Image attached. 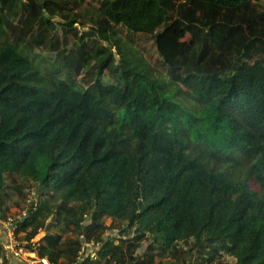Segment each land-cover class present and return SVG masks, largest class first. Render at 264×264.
<instances>
[{
  "label": "trees",
  "instance_id": "16d2710c",
  "mask_svg": "<svg viewBox=\"0 0 264 264\" xmlns=\"http://www.w3.org/2000/svg\"><path fill=\"white\" fill-rule=\"evenodd\" d=\"M262 2L103 0L88 20L62 13V23L54 0H0V205L8 189L33 184L38 203L17 232L31 242L45 230L40 258L162 264L156 246L164 253L191 242L190 251L264 264ZM173 20L193 41L167 51L169 80L111 42L122 25L159 45ZM80 23L92 25L81 36ZM55 24L90 42L47 65L40 52ZM105 219L127 222L132 235L106 237ZM68 232L78 237L66 240Z\"/></svg>",
  "mask_w": 264,
  "mask_h": 264
},
{
  "label": "rangeland",
  "instance_id": "374dc122",
  "mask_svg": "<svg viewBox=\"0 0 264 264\" xmlns=\"http://www.w3.org/2000/svg\"><path fill=\"white\" fill-rule=\"evenodd\" d=\"M57 4L54 6L56 11V20L64 23L65 21L60 18L62 13L69 15H76L79 20H88L89 12L96 10L101 4L103 0H54ZM61 6V9L59 8ZM261 8L264 9V2L261 3ZM19 17L13 18V22L16 24L19 21ZM85 19V20H84ZM92 27L91 24L83 25V24H74V28H76L79 32V36H81L84 32L88 31ZM115 36L111 38V42L115 43V41L119 40L123 45L126 46V49L129 52H135L140 55L153 69H155L159 74L163 75V79L169 80L170 77L168 75V67L164 64V58L170 61L171 56L167 54V51H173V53L180 52L181 48L185 44H191L193 38L191 35L184 33L180 24L176 21H172L167 28H161L158 31L159 37V45L155 44L154 36L135 33L129 31L122 25L116 26L115 28ZM51 46L46 52H40L49 62L47 65H51L56 63L61 56L59 53L62 50L72 51L74 55L80 56L85 53L86 48L83 46L87 42L89 43V38L80 42L79 39H75L72 34H66V30L64 27L55 24L52 28V36L50 38ZM109 45V43H107ZM91 45V44H90ZM162 46V47H161ZM115 51L116 48H113ZM59 56V57H58ZM51 62V63H50ZM111 66L106 70L104 79L107 82H114V76L111 75ZM87 72V69H81L79 72L78 81L87 85L84 81V75ZM70 73V70H64V73L59 76L60 78H64L67 74ZM10 184V179L8 180ZM21 184H27L25 181H22ZM31 183L27 185H23L20 193H17L14 190L8 189L5 197L3 198V203L0 205V216L4 214L6 216L5 219L0 218V232L2 237L6 235L9 245L11 246V251L17 252L19 251V245L26 244L27 247L33 248L29 246L31 242L26 240L27 232H17V223L18 220L23 219L27 216V214L31 211V202L34 204L38 203L37 193L32 190ZM31 187V188H30ZM104 223L107 226H113L111 231H108L105 235L111 234L114 237H118L121 231H125V237H130L133 233V230L128 227L127 222H118L113 223L111 219H105ZM51 233H54V230H50ZM5 233V234H4ZM45 230H41L39 234L33 239L34 241H38L42 239V236ZM9 234V235H8ZM8 235V236H7ZM77 235L68 232L64 234V238L67 240L77 238ZM32 240V241H33ZM43 245V241L41 242ZM5 244V243H4ZM11 244V245H10ZM7 245V244H6ZM5 245H2L0 249L1 256L3 258V264H7L6 251L4 249ZM100 245L92 247V254L94 255V260L96 258V252L100 248ZM190 243H178L174 249H168L166 252H161L159 246L155 247L153 253L157 255L156 263H175V264H235L236 260L225 251L217 252L216 249L205 248L204 250L195 249L194 251H190L191 248ZM88 246H83L81 249V255L86 254ZM89 251V249H88ZM141 251V250H140ZM20 253V252H19ZM151 254V253H150ZM22 259H24L27 263L31 260L24 253H20ZM162 255V256H161ZM97 259V258H96ZM31 263V262H30Z\"/></svg>",
  "mask_w": 264,
  "mask_h": 264
},
{
  "label": "built area",
  "instance_id": "2783aa9c",
  "mask_svg": "<svg viewBox=\"0 0 264 264\" xmlns=\"http://www.w3.org/2000/svg\"><path fill=\"white\" fill-rule=\"evenodd\" d=\"M42 236H44V233ZM42 239H43V237H42ZM42 239H40L38 241H34V240L31 241L30 245L33 248L27 247L26 244L19 245V249H18L19 251H17V252L10 250L11 246H8L9 243H7L8 242V239H7V241L4 242L5 244L4 243L0 244V249L2 248V245H5L3 247L6 251V258L5 259L7 260V264H15V260H22L25 264H50V262H49V260H47V258H40L38 256V249L42 245V243H41ZM19 252L24 253L28 258H30L33 261H30L31 263L30 262L27 263L24 259H22V256L20 255ZM0 264H3V258L1 256V253H0Z\"/></svg>",
  "mask_w": 264,
  "mask_h": 264
},
{
  "label": "crops",
  "instance_id": "0c3cea01",
  "mask_svg": "<svg viewBox=\"0 0 264 264\" xmlns=\"http://www.w3.org/2000/svg\"><path fill=\"white\" fill-rule=\"evenodd\" d=\"M1 233L2 232H0V242H2V241H4V242H6L7 241V237H6V235H3V237H2V235H1ZM5 234V233H4ZM3 242V243H4ZM96 256V255H95ZM94 257V255H92V258ZM96 258H97V256H96ZM96 258H95V260H96ZM48 260V259H47ZM93 260H94V258H93ZM15 264H25L22 260H15Z\"/></svg>",
  "mask_w": 264,
  "mask_h": 264
}]
</instances>
